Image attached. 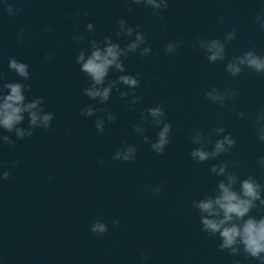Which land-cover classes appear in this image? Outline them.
Masks as SVG:
<instances>
[{"label":"water","instance_id":"water-1","mask_svg":"<svg viewBox=\"0 0 264 264\" xmlns=\"http://www.w3.org/2000/svg\"><path fill=\"white\" fill-rule=\"evenodd\" d=\"M9 2L21 11L10 16L0 0V83L30 85L26 98L43 97V108L54 119L50 129H35L24 139L0 129L15 141L0 145V165L12 170L8 180L0 181V264H258L243 252L221 251L218 236L201 230L191 201L214 193L223 177L210 173L209 167L224 160L241 178L252 175L264 184V168L258 164L264 142L253 127L255 113L264 109V75L245 69L233 78L225 71L227 59L246 49L264 54V32L254 19L264 0H169L159 16L130 0ZM121 18L139 26L152 48L148 56L137 51L121 58L125 74L140 80L134 94L142 100L130 104L132 96L122 98L114 88L101 104L83 94L90 79L80 71L76 56L90 49V40L102 42L105 36L124 47L134 35H116ZM89 22L93 32L86 31ZM46 26L52 30L44 31ZM20 28L23 43L17 42ZM232 29L238 36L226 44L224 61L210 63L202 49L193 47L197 37L223 39ZM81 34L84 40L72 39ZM169 41L182 44L166 54ZM49 52L55 53L52 60L45 59ZM9 57L29 65V79L9 69ZM119 75L110 70L106 83ZM212 86L238 89L239 95L220 107L204 95ZM118 87L132 91L123 84ZM161 101L172 124L162 155L133 129L142 124L144 135L155 140L159 128L143 124L141 114L147 116L145 109ZM88 104L105 111L81 115ZM239 111L245 117L237 116ZM105 112L116 119H105V130L98 133L95 120ZM22 126L27 127V116ZM216 126L236 138L235 146L215 160L195 162L190 152L198 145L189 140L190 131L199 129L207 137ZM122 141L135 145L134 161L112 159L117 148L126 146ZM155 185L162 189L158 197L145 190ZM250 214L264 215V206ZM114 218L118 225L111 223ZM94 219L105 221L108 231L92 233Z\"/></svg>","mask_w":264,"mask_h":264},{"label":"clouds","instance_id":"clouds-1","mask_svg":"<svg viewBox=\"0 0 264 264\" xmlns=\"http://www.w3.org/2000/svg\"><path fill=\"white\" fill-rule=\"evenodd\" d=\"M130 3L143 5L151 8L154 15H161V10L167 9L169 0H130ZM4 8L11 16L21 9L16 8L9 0H4ZM133 9L129 8L131 12ZM259 30L264 32V5H261V11L254 17ZM223 22L224 17H218ZM118 31L116 35L133 37L124 47H121L118 41H114L110 36H105L102 42L95 39L90 40V49H81L76 56V63L80 65V71L86 74L90 79V84L82 91L87 97L98 100L99 103H106L115 88L119 91L122 98L132 96L130 104L138 103L142 100L141 96L135 95L134 90L139 86L140 80L132 74H125V65L122 57L127 58L130 53L137 51L141 56H148L152 53V48L146 43L147 34L137 30L139 26L129 25L126 19L117 21ZM50 26H46L44 31H51ZM94 25L92 22L87 23L86 31L93 32ZM24 29L20 28L17 35V42L23 43ZM238 31L232 29L226 32L223 39L211 38L205 39L197 37L193 47H199L204 51L207 60L210 63L224 61L226 59V44L235 40ZM73 40H84L83 34L73 36ZM182 41H169L164 46L166 54H172L181 46ZM55 53L49 52L45 59L52 60ZM8 67L13 70L19 77L27 80L30 78L29 65L15 57H9ZM115 70L119 75L114 80L106 78L110 70ZM248 69L251 72L264 75V54L257 52L254 48L242 51L238 55H233L227 59L225 71L233 78ZM0 80L3 75L0 74ZM123 84L132 91L120 90L118 85ZM24 83L20 81L0 83V129L7 133H12L17 139L31 137L35 129L48 130L51 128V122L54 119L52 112H47L43 108V97L36 96L28 100L25 95ZM205 97L224 107L226 103L239 95L238 89H220L212 86L204 93ZM165 101L151 107H147L145 111L147 116L141 114L143 124H153L159 128L155 140L150 141L147 135H144L145 128L142 124L133 126L134 131L143 137L145 142L150 143V148L157 154L162 155L166 147L170 143V133L172 124L166 120V112L164 110ZM81 115L91 117L96 112L105 111L104 109L93 107L91 104L81 108ZM27 116V127L22 126ZM237 116L245 117V112L239 111ZM150 117L151 119L149 120ZM105 119L112 122L116 116L112 112H105V117L95 120V128L98 133H103L105 128ZM253 127L255 128L256 137L259 141L264 142V109L259 110L254 115ZM216 138L213 140L212 136ZM189 140L193 145L190 152L191 158L197 163H203L209 160H215L221 154L230 153L236 144V138L229 132H226L223 126H216L212 133L207 137L199 129H193L189 133ZM15 141L12 136L0 134V145H13ZM126 145L113 153L112 159L132 162L136 159L137 149L135 145L128 144L126 141L121 142ZM19 161H15L18 164ZM98 163L103 164V159ZM230 162L227 160L213 163L209 167V172L216 176L223 177L219 180L214 193L205 194L199 199L191 201V207L198 210L201 230L209 236L219 238L218 248L221 251H227L230 255H238L243 252L247 257L254 258L258 264H264V215L256 217L251 215V211L259 206H264V184L248 175L241 178L237 171L229 170ZM258 164L264 168V155L258 159ZM12 176L10 168H4L0 165V181L8 180ZM14 178V177H13ZM239 184V188L236 185ZM152 196L158 197L161 193V186H146ZM259 202V204H257ZM111 223L115 226L119 224L118 219H113ZM90 231L96 235H103L108 231V225L105 221L94 219L90 223ZM143 259H147V253H141ZM235 264H239L236 261Z\"/></svg>","mask_w":264,"mask_h":264}]
</instances>
